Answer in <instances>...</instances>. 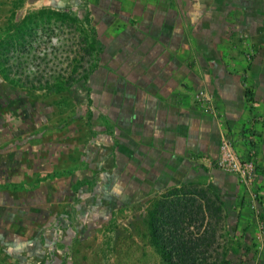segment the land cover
Wrapping results in <instances>:
<instances>
[{
  "label": "crops",
  "instance_id": "obj_1",
  "mask_svg": "<svg viewBox=\"0 0 264 264\" xmlns=\"http://www.w3.org/2000/svg\"><path fill=\"white\" fill-rule=\"evenodd\" d=\"M88 5L109 70L112 172L137 175L142 190L128 193L138 192L132 198L148 202L172 188L211 191L235 237L223 260L264 264V0H90ZM199 89L210 96L211 109L195 102ZM223 135L252 164V182L216 165ZM10 158L9 180L1 175L0 182L30 189L24 178L33 165ZM55 180L39 179L40 202L62 199V185L47 188ZM11 193L13 202L20 192ZM32 194H24L28 210ZM5 208L13 213L0 217L24 228L27 215L9 204Z\"/></svg>",
  "mask_w": 264,
  "mask_h": 264
},
{
  "label": "rangeland",
  "instance_id": "obj_2",
  "mask_svg": "<svg viewBox=\"0 0 264 264\" xmlns=\"http://www.w3.org/2000/svg\"><path fill=\"white\" fill-rule=\"evenodd\" d=\"M89 1L0 0V176L9 180L11 156L33 165L24 178L30 189L0 182V213L17 204L27 215L24 228L0 217V264H165L150 242L147 212L170 189L149 202L132 198L139 177L111 170L109 70ZM199 91L194 99L203 104ZM56 176L47 188L62 185V199L40 202L39 179ZM197 189L213 215L190 227L208 234L197 264H219L235 237L211 191Z\"/></svg>",
  "mask_w": 264,
  "mask_h": 264
},
{
  "label": "trees",
  "instance_id": "obj_3",
  "mask_svg": "<svg viewBox=\"0 0 264 264\" xmlns=\"http://www.w3.org/2000/svg\"><path fill=\"white\" fill-rule=\"evenodd\" d=\"M42 11V10H41ZM40 11V12H41ZM95 39H91V44ZM91 69L89 70V72ZM84 72L81 78L86 79ZM204 189L193 187L172 188L155 201L147 212L150 242L158 250L165 264H197L198 254L207 239V231L201 233L190 229L200 217L212 215V204L204 196ZM215 210L221 212L219 201ZM222 259L219 264H226Z\"/></svg>",
  "mask_w": 264,
  "mask_h": 264
},
{
  "label": "built area",
  "instance_id": "obj_4",
  "mask_svg": "<svg viewBox=\"0 0 264 264\" xmlns=\"http://www.w3.org/2000/svg\"><path fill=\"white\" fill-rule=\"evenodd\" d=\"M196 97L203 99V104H205L204 107L206 106L207 109H211V98L208 94L203 91H199L196 94ZM216 165L225 171L236 173L242 180L244 179L249 182L253 181L252 164L237 155L235 149L233 148L232 141L226 135H223L220 140L219 156L216 159Z\"/></svg>",
  "mask_w": 264,
  "mask_h": 264
}]
</instances>
